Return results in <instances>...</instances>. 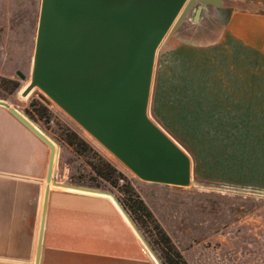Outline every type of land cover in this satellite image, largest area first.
Wrapping results in <instances>:
<instances>
[{
  "label": "rangeland",
  "instance_id": "1",
  "mask_svg": "<svg viewBox=\"0 0 264 264\" xmlns=\"http://www.w3.org/2000/svg\"><path fill=\"white\" fill-rule=\"evenodd\" d=\"M252 1L264 10V0ZM40 8L41 0H0V99L17 108L55 144L50 188L68 186L113 197L154 264H264L263 193L241 186L198 184L196 176L188 187L143 181L39 87L23 96L32 79ZM190 26L181 20L157 50L149 115L202 169L211 164L216 174L227 175L223 174L226 166L234 164L246 169V181L253 174L263 178L264 56L243 55L236 62L220 48L213 55L187 50L184 43L210 46L211 38L212 42L217 38L208 33L182 38L179 28L190 30ZM199 29L193 27V32ZM178 43L183 47L175 49ZM202 81L211 83L210 96L225 94L214 99L224 110L245 113H189L197 110L196 101H203L198 95L189 99L190 92L202 90ZM175 83L176 93L189 100L183 106L185 113L173 105ZM234 127L248 130L221 129ZM46 150L48 164L47 145Z\"/></svg>",
  "mask_w": 264,
  "mask_h": 264
},
{
  "label": "water",
  "instance_id": "2",
  "mask_svg": "<svg viewBox=\"0 0 264 264\" xmlns=\"http://www.w3.org/2000/svg\"><path fill=\"white\" fill-rule=\"evenodd\" d=\"M195 2L41 0L32 79L23 96L39 87L141 180L190 186L194 161L150 117L149 104L157 50ZM200 14L198 6L195 18ZM0 106L50 147L35 260L40 264L56 146L9 102L0 99ZM239 188L264 194L263 188Z\"/></svg>",
  "mask_w": 264,
  "mask_h": 264
},
{
  "label": "crops",
  "instance_id": "3",
  "mask_svg": "<svg viewBox=\"0 0 264 264\" xmlns=\"http://www.w3.org/2000/svg\"><path fill=\"white\" fill-rule=\"evenodd\" d=\"M198 6H201V14L196 19ZM193 7L185 18L193 26H190V30L180 27L181 37L188 40L193 38L192 35L207 36L208 33L217 38L215 42L211 38L210 46L183 42L185 49L213 55L214 50L220 48L226 57L236 62L243 55L264 56V10L259 2L196 0ZM193 27L200 29L193 32ZM168 35L163 42L168 41ZM170 39L169 43L173 45L174 40L172 42ZM183 43L176 44L175 49L183 47ZM232 80L238 82L237 79ZM202 84V90L195 89L193 94L189 91V99H196L198 95L203 100L196 101L194 106L197 110L189 113L198 116L245 113L244 110H224L218 101H214L220 99L223 92L219 96H210L211 83L202 81ZM177 85L174 84L173 105L183 109L189 100L176 93ZM184 109L180 113L187 112ZM199 128L202 129V126ZM221 129L236 132L248 130L245 127ZM230 139L235 140L233 137ZM237 139L241 140L239 137ZM46 155V144L7 108L0 106V264H35L47 186ZM196 162L194 176L199 180L264 187V177L248 175L251 181H246L243 172L246 169L238 165L226 166L223 174L227 175H219L211 164L204 170L198 160ZM123 216L107 197L51 188L40 264H154L131 227L133 225Z\"/></svg>",
  "mask_w": 264,
  "mask_h": 264
},
{
  "label": "bare ground",
  "instance_id": "4",
  "mask_svg": "<svg viewBox=\"0 0 264 264\" xmlns=\"http://www.w3.org/2000/svg\"><path fill=\"white\" fill-rule=\"evenodd\" d=\"M24 91V90H23ZM64 189H66V190H69L70 192L71 191H73V192H81V193H88V194H96V195H100L101 197L102 196H104V197H107L108 199H110V201H112L116 206H117V204H116V201H114V199H113V197H111L110 195H106V194H104V193H98V192H90V191H85V190H83V189H78V188H73V187H68V186H66V187H63ZM114 196V195H113ZM114 198L116 199V197L114 196ZM117 200V199H116ZM117 202H118V200H117ZM118 204H119V202H118ZM120 205V204H119ZM118 205V206H119ZM120 207H121V205H120ZM122 208V207H121ZM118 210H120V209H118ZM123 210V209H122ZM124 211V210H123ZM120 212L122 213V211L120 210ZM125 212V211H124ZM123 214V213H122ZM124 215V214H123ZM127 215V214H126ZM124 218H126V220H128V222L130 223V225H132V223H131V221L124 215L123 216ZM125 220V221H126ZM128 222H126V224L128 223ZM129 225V224H128ZM129 225V226H130ZM131 227H133V226H131ZM133 229V228H132ZM140 239V238H139ZM155 261V260H154Z\"/></svg>",
  "mask_w": 264,
  "mask_h": 264
}]
</instances>
